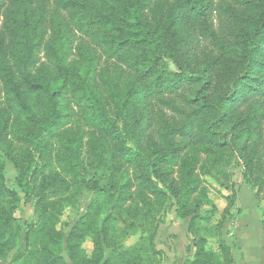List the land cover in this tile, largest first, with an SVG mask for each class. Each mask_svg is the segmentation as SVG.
<instances>
[{
  "label": "trees",
  "instance_id": "16d2710c",
  "mask_svg": "<svg viewBox=\"0 0 264 264\" xmlns=\"http://www.w3.org/2000/svg\"><path fill=\"white\" fill-rule=\"evenodd\" d=\"M234 157L264 199V0H0V260L68 264L66 243L71 264H141L175 208L193 248L183 264H236L201 213L210 176L230 192L224 222ZM83 190L102 201L63 240ZM20 193L35 214L23 248Z\"/></svg>",
  "mask_w": 264,
  "mask_h": 264
},
{
  "label": "rangeland",
  "instance_id": "374dc122",
  "mask_svg": "<svg viewBox=\"0 0 264 264\" xmlns=\"http://www.w3.org/2000/svg\"><path fill=\"white\" fill-rule=\"evenodd\" d=\"M227 72L226 67L224 73ZM224 169L230 175V185L233 186L236 195L233 206L219 228L215 227L227 206L224 197L229 195L230 192L218 187L212 177L202 176L203 185L208 190L209 199L208 202L202 205L201 213L207 212L210 216L209 221L202 222L205 235L210 236L213 233H220V236L231 245L236 264H264V199L258 198L255 194L256 188L244 179L242 166L236 157L232 158L230 164L226 165ZM17 173L18 170L15 166L8 162L5 179L7 187L12 188ZM105 182L106 179L102 174L100 183L104 185ZM93 198L102 201V195L83 190L77 193L75 205H66L57 224V229L61 230L64 235L63 240H65L74 222L85 213L88 203ZM13 218V232L21 229L17 244L20 248H23L26 225L35 220L31 203L24 198L23 193L19 194ZM187 224V218H180L176 214L175 208L170 209L157 231L155 240L157 252L151 255V259L149 257L143 260L141 264H183V261L193 254ZM123 226L124 224H120V228ZM139 236L138 233L127 238L123 242L124 246H131L139 240ZM65 244L63 245V253L68 264H71L65 253ZM83 247L87 254L91 253L92 244L89 238L83 242ZM208 248L213 250L217 248L216 238L209 239ZM9 258L8 255L2 258L0 264H7Z\"/></svg>",
  "mask_w": 264,
  "mask_h": 264
},
{
  "label": "crops",
  "instance_id": "0c3cea01",
  "mask_svg": "<svg viewBox=\"0 0 264 264\" xmlns=\"http://www.w3.org/2000/svg\"><path fill=\"white\" fill-rule=\"evenodd\" d=\"M253 201V200H252ZM190 257V256H189Z\"/></svg>",
  "mask_w": 264,
  "mask_h": 264
}]
</instances>
